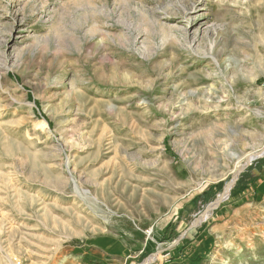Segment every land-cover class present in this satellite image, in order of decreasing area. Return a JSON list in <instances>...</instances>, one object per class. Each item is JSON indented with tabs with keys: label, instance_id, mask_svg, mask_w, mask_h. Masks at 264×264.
I'll use <instances>...</instances> for the list:
<instances>
[{
	"label": "rangeland",
	"instance_id": "1",
	"mask_svg": "<svg viewBox=\"0 0 264 264\" xmlns=\"http://www.w3.org/2000/svg\"><path fill=\"white\" fill-rule=\"evenodd\" d=\"M262 148L264 0H0V264H264Z\"/></svg>",
	"mask_w": 264,
	"mask_h": 264
},
{
	"label": "water",
	"instance_id": "2",
	"mask_svg": "<svg viewBox=\"0 0 264 264\" xmlns=\"http://www.w3.org/2000/svg\"><path fill=\"white\" fill-rule=\"evenodd\" d=\"M254 159H255V158H253L252 160H250V159L248 160V162H247V164L245 165V167H244L242 170L238 171L237 174L235 175L234 179H232L231 182L228 184V189H227L222 195H219L218 198H216L215 201L211 202V203L209 204V206L207 207V209H208L209 207H213L214 209H216V208H217V207H218V206H219L224 200H226V199L229 197V195L231 194V191H232L233 187H234L235 184H236V181H237L238 177L240 176V174L242 173V171H243L245 168H247L249 165L252 164V161H253ZM255 170H256V169H255ZM256 172H258V171L256 170ZM199 221H200V215L196 218V220L194 221V223L191 225L190 229H191V228H194V227H197V226H199V225H201V224L199 223ZM144 264H146V263H144Z\"/></svg>",
	"mask_w": 264,
	"mask_h": 264
},
{
	"label": "bare ground",
	"instance_id": "3",
	"mask_svg": "<svg viewBox=\"0 0 264 264\" xmlns=\"http://www.w3.org/2000/svg\"><path fill=\"white\" fill-rule=\"evenodd\" d=\"M197 32L198 31H196V33ZM260 153H263L264 154V148L259 149V150H256V151H254L252 153L246 154L244 156V158L239 159V162L236 165L237 167L234 170V173H237L238 171L242 170L245 167V165L247 164V162H248L249 159L252 160L255 156H257ZM213 210H214L213 207H209L208 209L206 208V210L204 211V214L200 216L199 223L201 224L204 220H206V217L209 216L212 213ZM150 260H152V259H150Z\"/></svg>",
	"mask_w": 264,
	"mask_h": 264
},
{
	"label": "built area",
	"instance_id": "4",
	"mask_svg": "<svg viewBox=\"0 0 264 264\" xmlns=\"http://www.w3.org/2000/svg\"><path fill=\"white\" fill-rule=\"evenodd\" d=\"M8 264H24V263L18 259H11L10 262H8ZM78 264H85V263L80 262Z\"/></svg>",
	"mask_w": 264,
	"mask_h": 264
}]
</instances>
